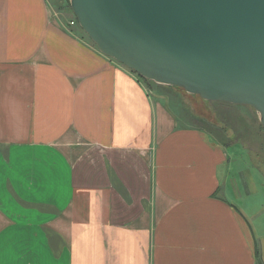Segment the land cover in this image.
Listing matches in <instances>:
<instances>
[{
	"label": "crops",
	"instance_id": "crops-1",
	"mask_svg": "<svg viewBox=\"0 0 264 264\" xmlns=\"http://www.w3.org/2000/svg\"><path fill=\"white\" fill-rule=\"evenodd\" d=\"M61 13L0 0V264H264L259 177Z\"/></svg>",
	"mask_w": 264,
	"mask_h": 264
},
{
	"label": "water",
	"instance_id": "water-1",
	"mask_svg": "<svg viewBox=\"0 0 264 264\" xmlns=\"http://www.w3.org/2000/svg\"><path fill=\"white\" fill-rule=\"evenodd\" d=\"M100 53L158 85L252 107L264 127V0H70Z\"/></svg>",
	"mask_w": 264,
	"mask_h": 264
},
{
	"label": "rangeland",
	"instance_id": "rangeland-1",
	"mask_svg": "<svg viewBox=\"0 0 264 264\" xmlns=\"http://www.w3.org/2000/svg\"><path fill=\"white\" fill-rule=\"evenodd\" d=\"M49 1L59 17L63 12L64 21L69 23L73 20L76 21L72 9L68 5L70 0ZM76 27L81 29L77 21ZM80 31L83 35L85 34L82 29ZM86 37L87 41L94 45L87 35ZM94 47L96 46L94 45ZM154 87V92L171 97L175 104L173 108L177 114L186 119L184 124L198 126L197 122L190 120V114L202 117V121L207 125L206 130L227 144L231 168L245 166L254 172L257 178L259 177L261 195L251 202V206L255 209L264 206V127L260 123L257 112L249 106L207 102L199 96L187 94L180 89L167 91L160 87ZM180 101L184 106L180 105ZM251 199V196L245 198L247 213H253L250 206Z\"/></svg>",
	"mask_w": 264,
	"mask_h": 264
},
{
	"label": "trees",
	"instance_id": "trees-1",
	"mask_svg": "<svg viewBox=\"0 0 264 264\" xmlns=\"http://www.w3.org/2000/svg\"><path fill=\"white\" fill-rule=\"evenodd\" d=\"M68 5H69V8H71V6H70V2L68 3ZM77 21V20H76ZM134 73V72H133ZM136 74V73H135ZM137 75V77L141 80V81H143L144 83H146V84H148V85H150V87H153V86H156V87H160V88H163V89H165V90H167V91H171V90H174V91H177L178 89H180V88H175V87H169V86H163V85H158V84H156V83H154V82H152V81H149V80H146V79H144V78H142L140 75H138V74H136ZM180 90H182V89H180ZM184 91V90H183ZM182 103V104H181ZM180 105H183V102L182 101H180ZM184 106V105H183ZM196 120V122H197V128L198 129H206L205 127L207 126L205 123H204V121H202L203 119H201V118H196L195 119ZM256 256H257V259H258V261H259V259H260V256H259V251H257V253H256Z\"/></svg>",
	"mask_w": 264,
	"mask_h": 264
},
{
	"label": "built area",
	"instance_id": "built-area-1",
	"mask_svg": "<svg viewBox=\"0 0 264 264\" xmlns=\"http://www.w3.org/2000/svg\"><path fill=\"white\" fill-rule=\"evenodd\" d=\"M73 25L75 24V23H72Z\"/></svg>",
	"mask_w": 264,
	"mask_h": 264
}]
</instances>
